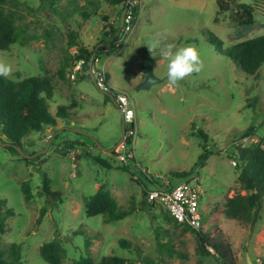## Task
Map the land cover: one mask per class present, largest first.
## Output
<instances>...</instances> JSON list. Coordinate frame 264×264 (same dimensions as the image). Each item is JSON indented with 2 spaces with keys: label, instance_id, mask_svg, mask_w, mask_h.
<instances>
[{
  "label": "rangeland",
  "instance_id": "374dc122",
  "mask_svg": "<svg viewBox=\"0 0 264 264\" xmlns=\"http://www.w3.org/2000/svg\"><path fill=\"white\" fill-rule=\"evenodd\" d=\"M216 1L138 0L137 23L129 38L117 44L114 37L117 50L98 55L97 67L111 85L126 90L134 105L136 132L129 138L134 139V160L124 170L120 167L126 164L116 154L122 143L116 145L121 137V112L110 94L96 87L91 77L83 76L85 70L75 68V48L69 46L73 30L88 49L98 41L101 45L106 40L105 46L113 41L120 23V14L115 18L114 14L120 13L123 2L0 0L15 23L30 34L24 45L0 50V62L11 66L6 77H47L54 89L48 101L50 113L54 115L58 105L69 107L67 118L56 117L55 126L25 136L22 150L34 157L24 159L0 144L2 210L13 212L0 235V249L6 252L12 243L19 244L18 264H48L39 248L51 240L64 248V263L84 256L88 241L94 262L117 255L143 264V258L150 264H218L197 250L199 239L194 232L166 221L161 208L142 204L143 185L154 188L149 178L161 182L168 177L174 185L196 176L204 189L199 202L202 232L228 244L234 264H247V254L254 264H264V199L262 219L254 226L226 218L221 212L227 196L245 194L237 182L238 168L231 164L238 159L237 146L256 143L264 135V62L257 77L246 74L215 44L220 41L226 50L264 34V0H227L229 9L218 17ZM237 3L259 6L260 10L253 11V24L234 21ZM82 12L90 16L83 19ZM168 45L196 48L201 71L172 85L167 79L168 61L162 55ZM149 59H155L153 70L162 81L136 90L143 79V63ZM64 65L66 79L59 75ZM249 127L252 134L242 137ZM198 130L207 136V149L212 153L186 178L171 176L191 170L203 151ZM68 147L77 151L63 155ZM95 156L107 161L110 168L100 165ZM44 175L49 189L58 196L52 198L44 192ZM23 181L30 183V201H25L21 191ZM101 185L116 200L118 209L132 207L133 211L110 222L102 214L87 215L84 202ZM120 240L129 246L122 247ZM168 243L183 256L169 255L161 245Z\"/></svg>",
  "mask_w": 264,
  "mask_h": 264
},
{
  "label": "trees",
  "instance_id": "16d2710c",
  "mask_svg": "<svg viewBox=\"0 0 264 264\" xmlns=\"http://www.w3.org/2000/svg\"><path fill=\"white\" fill-rule=\"evenodd\" d=\"M107 1L112 5H118L124 2V0ZM216 3L218 7L216 13L217 17L219 14L229 9L227 0H217ZM237 8V17L234 18V21L238 22L240 25L253 24V11L258 10L259 6L257 4L248 5L245 3H237ZM133 10L136 16L134 20L135 24L139 13L138 7L135 6ZM81 15L83 19L90 16L88 12H82ZM114 31L113 29L111 32ZM77 34L76 30L71 31L69 34V46L74 47L76 53L74 55V64L81 60L82 63L80 68L86 71L83 76L91 77L89 71L90 65L94 64L98 55L103 53V51L106 55H110L117 50V46H115L114 40L105 46L104 42L106 40H103V44L98 45V41L91 49H88V46L83 44ZM105 35L112 36L113 33L109 34L105 32ZM29 40L30 34L26 32L24 28L19 27L15 23L12 14L6 11L0 4V50H6L12 44L24 45ZM215 44L219 51H224L229 55L246 74L254 75L255 77L258 76V70L264 62V34L237 42L226 50L221 48L220 41H215ZM66 67L67 65H64L59 70V75L64 79L68 77L67 71H65ZM53 92L54 89L50 80L44 76L33 75L18 80L0 76V139L19 146L22 149L23 139L28 133L32 131H42L47 126H55L57 123L56 117L67 118V109L69 108L67 106L58 105L56 113L54 115L50 113L48 101L53 97ZM196 133L204 141L201 144L203 151L198 155L197 161L194 163L191 170L171 174V176L186 178L193 170H196L198 166H202L204 160L212 153V151L207 149V136L200 130ZM251 134L252 128L249 127L243 132L242 137H247ZM263 142L264 135L261 136L256 143L237 146V151H235L238 158L236 162V167L238 168L237 182L239 184V189L244 190L245 194L236 192L231 197L227 196L221 211L226 218L236 219L250 226H254L262 219L261 213L264 199V149L260 146V143ZM7 147L12 149L15 153H18L13 147ZM62 154H68V148L62 150ZM93 159L103 167L110 168V164L98 156L93 157ZM133 160L134 157L129 160L128 164L121 165L120 168L128 170V165ZM148 182L152 183L150 179H148ZM43 190L52 198L58 196L57 193L49 189L48 179L45 175L43 177ZM21 191L25 201H30L32 199L33 195L29 181H23L21 183ZM147 191L148 189L143 185L141 191L143 198L142 204L153 208L152 205L147 204L145 201ZM3 205L4 202L0 199V235L5 232L7 217L13 214L12 210L9 208L2 210ZM84 206L87 215L102 214L105 216L107 222L122 219L133 211L132 207L127 210L118 209L116 200L111 196L104 185H101L95 193L91 194L85 200ZM161 215L166 221L172 223V225L177 227L180 226L182 231L194 232L199 239L197 250L201 254L212 256L218 264H234L229 245L224 243L221 239L209 236L202 231H196L187 225L177 223L164 208H161ZM119 243L124 248L129 246V243L124 240H120ZM89 245L87 241L85 243L86 254L84 256H80L78 259L68 263L63 262V255L65 253L64 248L55 240L42 244L39 248V254L48 264L135 263V260L117 255H105L98 262H94L90 256ZM161 245L167 249L169 255L172 256L173 254H177L183 256L181 252L173 248V245H169V243L168 245ZM208 248H211L212 252H210ZM20 258L19 244L12 243L6 252L0 249V264H18ZM143 262L150 264L148 258H143Z\"/></svg>",
  "mask_w": 264,
  "mask_h": 264
},
{
  "label": "built area",
  "instance_id": "2783aa9c",
  "mask_svg": "<svg viewBox=\"0 0 264 264\" xmlns=\"http://www.w3.org/2000/svg\"><path fill=\"white\" fill-rule=\"evenodd\" d=\"M138 0H124V16L122 27L116 36L115 41L121 43L129 38V35L134 28V20L136 18L134 14V7L137 6ZM82 61L79 60L75 64V68H80ZM91 77L99 89L103 92L109 93L116 103V106L121 112L122 120L124 122V136L122 143L116 154L121 163L128 164L129 160L133 158L134 151V139H129L134 136L136 132L135 125V112L133 101L129 94L124 89H117L111 85L106 77V73L97 67V58L94 64L90 65ZM127 146H124V145ZM260 146L264 149V142L260 143ZM68 147V152L74 154ZM236 160H231V164L236 166ZM154 185V188L148 189L145 201L157 208H164L172 218L180 224L187 225L196 231H202L204 228L203 213L200 209L199 202L200 197L204 193L198 176L192 180H183L177 184L172 185L169 178H164L161 182H156L153 178H149ZM212 252L211 248H208ZM134 264H143L142 262H135Z\"/></svg>",
  "mask_w": 264,
  "mask_h": 264
},
{
  "label": "clouds",
  "instance_id": "9594fccd",
  "mask_svg": "<svg viewBox=\"0 0 264 264\" xmlns=\"http://www.w3.org/2000/svg\"><path fill=\"white\" fill-rule=\"evenodd\" d=\"M155 45L149 46L151 47ZM173 48L175 50L173 51ZM166 57L167 63V79L172 85H176L178 81L184 77L201 71V61L196 48L192 46L175 47L168 45L167 50L162 52ZM11 72V66L0 62V76H8Z\"/></svg>",
  "mask_w": 264,
  "mask_h": 264
},
{
  "label": "water",
  "instance_id": "95a60500",
  "mask_svg": "<svg viewBox=\"0 0 264 264\" xmlns=\"http://www.w3.org/2000/svg\"><path fill=\"white\" fill-rule=\"evenodd\" d=\"M124 12H125V8L123 9L121 15H120V23H119V28L118 30L116 31V33L114 34L112 40L114 39V37H116L122 27V24H123V16H124ZM154 61L155 59H149V60H146L144 63H143V70H142V74H143V79L142 81L136 86V90H140V89H149L152 85H154L155 83H158V82H161L162 79L157 77L154 73V70H153V64H154ZM91 64V63H90ZM115 102V101H114ZM116 104V103H115ZM123 136H124V122L122 120V125H121V137H120V140L119 142L116 144L118 145L122 139H123ZM54 137V135H51L50 138L48 139V142H47V145H46V148L49 146L50 144V141L52 140V138ZM97 143V142H96ZM0 144L2 146H11L13 147L22 157H26V158H32L35 156V154L33 155H27L23 152V150L19 147V146H16V145H13L9 142H5V141H2L0 139ZM115 146H113L112 148H110L109 150L110 151H113L115 149ZM246 260H247V264H253L250 256L247 254V257H246Z\"/></svg>",
  "mask_w": 264,
  "mask_h": 264
},
{
  "label": "crops",
  "instance_id": "0c3cea01",
  "mask_svg": "<svg viewBox=\"0 0 264 264\" xmlns=\"http://www.w3.org/2000/svg\"><path fill=\"white\" fill-rule=\"evenodd\" d=\"M123 5L124 4H121V5H119L120 7L118 8L119 10H120V13L118 12V13H116V14H114V18H115V16H117V14H120L121 15V13H122V11H123ZM118 17V16H117ZM136 23H137V21H136ZM136 23H135V25H134V27H136ZM107 33V32H106ZM104 35H105V32H104ZM106 36V35H105ZM99 60V58L97 57V61ZM143 67V66H142ZM142 72V71H141ZM141 78H143V77H141Z\"/></svg>",
  "mask_w": 264,
  "mask_h": 264
}]
</instances>
